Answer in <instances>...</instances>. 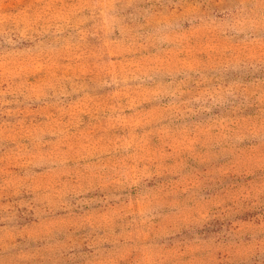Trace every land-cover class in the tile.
Instances as JSON below:
<instances>
[{"label":"rangeland","instance_id":"374dc122","mask_svg":"<svg viewBox=\"0 0 264 264\" xmlns=\"http://www.w3.org/2000/svg\"><path fill=\"white\" fill-rule=\"evenodd\" d=\"M0 264H264V0H0Z\"/></svg>","mask_w":264,"mask_h":264}]
</instances>
